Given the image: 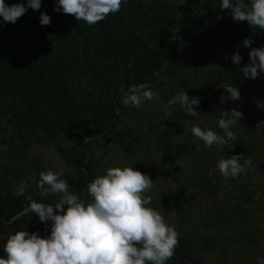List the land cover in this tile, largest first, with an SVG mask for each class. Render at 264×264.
<instances>
[{
    "label": "rangeland",
    "instance_id": "374dc122",
    "mask_svg": "<svg viewBox=\"0 0 264 264\" xmlns=\"http://www.w3.org/2000/svg\"><path fill=\"white\" fill-rule=\"evenodd\" d=\"M112 1L0 0V57L63 89L0 64V188L46 224L0 218V264H264V0Z\"/></svg>",
    "mask_w": 264,
    "mask_h": 264
},
{
    "label": "trees",
    "instance_id": "16d2710c",
    "mask_svg": "<svg viewBox=\"0 0 264 264\" xmlns=\"http://www.w3.org/2000/svg\"><path fill=\"white\" fill-rule=\"evenodd\" d=\"M98 4H101V6L104 7V12L107 14H110L111 16H114L115 13L113 11V7L115 6L113 4L112 0H95ZM188 24V23H187ZM180 26V35H183L185 37H189V25ZM181 48V47H180ZM182 53V52H180ZM22 58V56L19 52H12L10 56H1L0 57V64L2 67H4L8 71H12L14 73L28 76L32 81L35 83V85L40 86L41 89L45 91L46 97H47V103L53 107L57 108L58 100L60 99V94L58 92H62V79L59 75H54L49 77L48 74L41 71L37 67L34 66V62L32 61L29 63V61H25ZM51 78V79H50ZM240 94L243 96H249V97H258L256 98L261 103L264 104V99L260 98V96L255 93L253 90H249V88L241 87L240 89H237ZM60 92V93H61ZM53 100L56 102L54 103ZM64 104V102H62ZM69 107L71 109H75L72 104H69ZM59 109V108H57ZM111 111L112 113H115L114 106L111 105ZM264 134V130L260 131ZM82 165V164H81ZM87 195L91 201L95 202H102V199H99L98 196L100 194H96L92 190V188L87 185L86 186ZM45 203V202H39ZM30 206L29 203H18L15 201H12L9 197L8 192L0 188V218L7 220L12 218L13 216L19 214L24 210L26 207ZM50 222L54 224L55 226L61 228L64 232L69 233L74 238L80 240L83 242L82 236L78 232V224L74 217L68 215V214H62L58 212H54L50 215ZM16 225L19 230L25 229L29 230L33 233L37 232L41 226H46L44 222L39 218V211L36 209L29 210L27 212L21 213L20 217L16 220ZM4 228L2 225H0V233L4 231ZM60 239L65 241V244L71 248H78V245L71 239L67 237H60ZM244 239V237H242ZM249 240L254 241L253 237L245 238V241ZM163 253L166 255L171 261L172 264H192L193 261L189 259L188 254L184 253L183 249H174V248H163ZM165 262L167 259L164 260ZM170 264V263H168Z\"/></svg>",
    "mask_w": 264,
    "mask_h": 264
}]
</instances>
